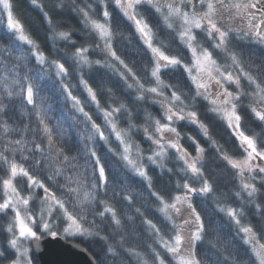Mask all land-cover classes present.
Returning <instances> with one entry per match:
<instances>
[{"label":"clouds","instance_id":"9594fccd","mask_svg":"<svg viewBox=\"0 0 264 264\" xmlns=\"http://www.w3.org/2000/svg\"><path fill=\"white\" fill-rule=\"evenodd\" d=\"M264 264V0H0V264Z\"/></svg>","mask_w":264,"mask_h":264},{"label":"water","instance_id":"95a60500","mask_svg":"<svg viewBox=\"0 0 264 264\" xmlns=\"http://www.w3.org/2000/svg\"><path fill=\"white\" fill-rule=\"evenodd\" d=\"M47 243L51 246L52 257L54 260H62L67 262V264H73V262L86 259L81 254H76L70 249H64L62 247L58 248L57 246L60 245L59 241L49 240Z\"/></svg>","mask_w":264,"mask_h":264}]
</instances>
